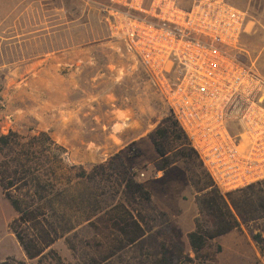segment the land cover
Masks as SVG:
<instances>
[{
    "label": "rangeland",
    "instance_id": "374dc122",
    "mask_svg": "<svg viewBox=\"0 0 264 264\" xmlns=\"http://www.w3.org/2000/svg\"><path fill=\"white\" fill-rule=\"evenodd\" d=\"M111 5V0H0V135L14 131L25 142L46 132L64 149V163L82 166L93 178L82 186L99 185L102 204L112 199L117 182L142 183L151 206L166 213L163 218L153 215L150 206L145 209L150 220L144 248L164 243L169 254L180 248L193 255L187 233L198 211L195 187L208 178L199 157L188 150L193 147L188 138L176 139L170 131L164 139L155 136L170 160L157 169L159 155L148 134L158 127L171 130L175 118L137 59L110 37L106 16ZM241 9L249 24L242 46L264 75V0ZM180 142L189 145L184 150L190 157L177 159ZM35 149L38 164L48 167L44 160H51L52 151ZM11 153L0 151V161ZM24 189L11 191L21 197ZM16 216L0 185V264H79L69 243L78 248L91 229L62 235L42 255L28 258L10 227ZM257 232L264 236V218L214 239L207 251L218 245L221 250L211 264H264L252 239ZM138 256L134 251L120 259L129 264Z\"/></svg>",
    "mask_w": 264,
    "mask_h": 264
},
{
    "label": "built area",
    "instance_id": "2783aa9c",
    "mask_svg": "<svg viewBox=\"0 0 264 264\" xmlns=\"http://www.w3.org/2000/svg\"><path fill=\"white\" fill-rule=\"evenodd\" d=\"M110 37L143 67L222 191L264 179V75L228 0H111Z\"/></svg>",
    "mask_w": 264,
    "mask_h": 264
},
{
    "label": "trees",
    "instance_id": "16d2710c",
    "mask_svg": "<svg viewBox=\"0 0 264 264\" xmlns=\"http://www.w3.org/2000/svg\"><path fill=\"white\" fill-rule=\"evenodd\" d=\"M172 126L171 130L158 127L148 134L159 155L158 170L170 164L160 140L166 138L169 131L176 139H187L176 120ZM156 135L161 139L156 140ZM20 139L14 131L0 135V151L9 149L13 152L0 161V185L17 213L10 227L28 258L42 255L45 248L62 235L73 232L76 236L80 229L89 228L91 235L80 238L78 248L69 243L77 252L79 264H123L120 257L134 251L139 252L140 260L129 264H211L216 251L221 250L218 245L216 251H207L214 239L240 228L241 223L264 218V179L222 192L199 158L198 164L203 167L208 181L202 187H195L198 211L194 226L187 233L193 255L180 248L177 253L169 254L164 243L145 249L150 220L145 209L150 206L153 215L159 214L163 218L166 213L151 206L150 193L142 183L132 179L117 182L112 199L102 204L100 195L103 192L98 191L99 185L95 182V187L89 183L83 187L84 182L93 178L87 176L82 166L64 163L61 154L64 149L46 132L40 131L25 142ZM179 146L176 149L182 148L177 159L192 155L184 150L189 147L186 142H180ZM36 147L42 152L52 151L51 160H44L49 163L48 167L47 163L43 168L38 164V157L33 155L37 152ZM188 150L199 157L193 147ZM103 167V164L98 165V168ZM20 180H23L22 184L19 183L23 186L17 185ZM21 188H25L21 197L11 191ZM238 193H248L249 196L238 197ZM68 211L72 212L71 215ZM252 239L264 256V236L257 232Z\"/></svg>",
    "mask_w": 264,
    "mask_h": 264
},
{
    "label": "crops",
    "instance_id": "0c3cea01",
    "mask_svg": "<svg viewBox=\"0 0 264 264\" xmlns=\"http://www.w3.org/2000/svg\"><path fill=\"white\" fill-rule=\"evenodd\" d=\"M175 1L177 2L178 5H180L182 7H188L193 2V0H175ZM228 1L231 2L232 4H234L235 6L239 7V8L247 6L251 9V8H253V2L256 0H228Z\"/></svg>",
    "mask_w": 264,
    "mask_h": 264
}]
</instances>
